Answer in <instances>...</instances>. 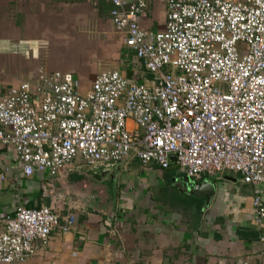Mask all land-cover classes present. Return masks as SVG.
<instances>
[{
  "label": "built area",
  "instance_id": "1",
  "mask_svg": "<svg viewBox=\"0 0 264 264\" xmlns=\"http://www.w3.org/2000/svg\"><path fill=\"white\" fill-rule=\"evenodd\" d=\"M110 22L152 75L149 86L101 71L81 92L70 72L38 69L0 96V147L25 177H54L79 158L110 167L133 156L187 177L227 172L254 188L264 222V0H163L162 30L141 27L151 0H108ZM0 264L23 263L52 234L71 229L46 206L1 219ZM258 262L264 264V234Z\"/></svg>",
  "mask_w": 264,
  "mask_h": 264
},
{
  "label": "crops",
  "instance_id": "2",
  "mask_svg": "<svg viewBox=\"0 0 264 264\" xmlns=\"http://www.w3.org/2000/svg\"><path fill=\"white\" fill-rule=\"evenodd\" d=\"M110 9L108 0H0V96L33 80L38 69L72 73L81 92L98 73L112 70L128 82L149 86L152 75L113 28ZM165 17L163 0H151L140 25L162 30ZM77 44L84 54L82 68L51 61L71 58ZM50 51L62 57L53 59ZM176 167L174 161L166 169L144 166L129 156L110 167L90 168L77 158L55 177H25L14 150L0 147V221L18 205L49 207L60 220L75 215L70 230L52 232L27 261L10 264L258 262L264 222L257 226L254 221V188L227 172L190 178L194 186L214 185L207 203L175 187L184 175Z\"/></svg>",
  "mask_w": 264,
  "mask_h": 264
},
{
  "label": "water",
  "instance_id": "3",
  "mask_svg": "<svg viewBox=\"0 0 264 264\" xmlns=\"http://www.w3.org/2000/svg\"><path fill=\"white\" fill-rule=\"evenodd\" d=\"M170 160L174 161L175 157L172 155L170 157ZM194 184V181H192L186 175H183V177L181 178V180H179L175 187H177L179 191L184 192L186 194H190L193 196H202L208 203L213 196L214 185L208 181H203V183L196 184L197 187L194 186Z\"/></svg>",
  "mask_w": 264,
  "mask_h": 264
},
{
  "label": "rangeland",
  "instance_id": "4",
  "mask_svg": "<svg viewBox=\"0 0 264 264\" xmlns=\"http://www.w3.org/2000/svg\"><path fill=\"white\" fill-rule=\"evenodd\" d=\"M78 50V44L74 47V50H72V57L69 59H61L60 57H62V54H57L53 53V52H48V54L50 55L51 58L55 59V58H60V59H56V60H51L54 63L56 62H61L63 61V64H67L69 65L68 68L73 70V69H78V68H82L84 66L85 60L84 57L82 58V56L84 55L82 52L77 51ZM60 56V57H59ZM180 172L179 168H175V171ZM171 171H174V169H172ZM170 172V170H169ZM181 173V172H180ZM55 177V176H54ZM68 183V181H67Z\"/></svg>",
  "mask_w": 264,
  "mask_h": 264
}]
</instances>
